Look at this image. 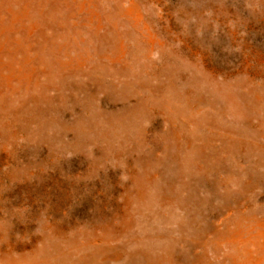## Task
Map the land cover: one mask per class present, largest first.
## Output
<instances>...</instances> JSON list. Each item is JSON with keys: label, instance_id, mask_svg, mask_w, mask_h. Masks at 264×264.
<instances>
[{"label": "rangeland", "instance_id": "1", "mask_svg": "<svg viewBox=\"0 0 264 264\" xmlns=\"http://www.w3.org/2000/svg\"><path fill=\"white\" fill-rule=\"evenodd\" d=\"M0 264H264V0H0Z\"/></svg>", "mask_w": 264, "mask_h": 264}]
</instances>
